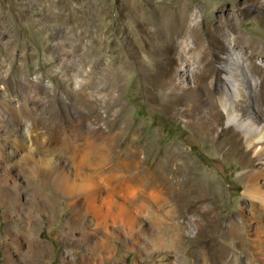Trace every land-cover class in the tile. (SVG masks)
<instances>
[{"label":"rangeland","instance_id":"374dc122","mask_svg":"<svg viewBox=\"0 0 264 264\" xmlns=\"http://www.w3.org/2000/svg\"><path fill=\"white\" fill-rule=\"evenodd\" d=\"M261 6L256 0H0V112H11L20 123L19 131L0 120V151L12 137L21 144L43 139L39 148L60 152L64 139L83 144L90 126L106 138L115 135L117 146L129 143L126 153L141 155L142 175L174 176L181 183L173 196L176 211L171 214L167 203L157 213L164 236L171 223L183 228L177 260L167 264H202L203 254L189 239L195 235L194 212L206 201L219 223L202 225L213 231L210 248L249 264L252 247L244 244L250 240L263 252L255 264H264V160L256 159L252 168L247 144H236L243 131L228 122L221 89L231 56L228 42L236 37V49L257 82L249 111L264 119L258 69L264 55L256 66L249 60L253 50L264 54V7L255 10ZM186 37L204 61L177 68L180 87L174 92L157 77L165 60L158 52L166 40L175 47ZM205 73L211 74L206 82ZM96 144L109 140L98 138ZM7 165L0 164V179L9 177V187L17 183L29 192L17 170L6 174ZM50 189L28 205L32 219L21 211L8 214L0 204V264H8V254L14 264H84L85 250L57 238L73 209ZM92 221L88 215L80 225ZM142 223L153 229L146 219ZM232 227L235 237L225 236ZM117 235L111 247L118 254L107 264L150 259ZM156 238L157 233L147 240ZM35 243L45 251L33 250Z\"/></svg>","mask_w":264,"mask_h":264},{"label":"bare ground","instance_id":"6f19581e","mask_svg":"<svg viewBox=\"0 0 264 264\" xmlns=\"http://www.w3.org/2000/svg\"><path fill=\"white\" fill-rule=\"evenodd\" d=\"M256 1L262 4L261 7L255 8L260 11L259 8L264 7V0ZM237 42L236 37H232L228 42L231 56L229 64L223 67L226 85L221 89L226 95L225 110L228 122L243 131V135L239 137L236 144L243 141L247 144L251 153L250 166L255 168L256 159L264 160V119L254 116L249 111L250 92L257 82L255 76L247 72L242 56L236 49ZM100 43L101 40L98 39V44ZM165 43V48L158 52L165 60L159 67L157 77L160 80L163 79L162 81L169 85V89L177 92L180 87L175 80V76L180 74L177 68L186 64L192 66L201 58L197 55L196 48L189 44L187 37L181 38L175 47H171L169 40ZM263 55L258 50L249 52L250 64L256 66V58ZM201 61L204 59L202 58ZM261 67L258 66L259 75H263L260 79L262 81L264 72ZM203 77L206 82L211 74L205 73ZM196 105H200V101ZM0 120L2 123L9 121L15 130L20 131V123L15 121V116L11 112H0ZM88 131L81 145L70 139L62 140L60 152H53L49 147L39 148L41 144L44 145L43 139L21 144L10 136L12 141L7 140L8 142L0 151V164H8L6 174L17 170L23 175L29 192L17 183L9 187L6 184L9 177L0 179L1 206L8 208V214L21 211L23 216L27 215L32 219V212L28 205L34 199L36 201L37 197L41 196L44 199L43 192L54 188L68 200L69 207L73 209L70 223L57 238L62 243L73 244L75 248L85 250L86 254L82 256L84 264H107L113 260L118 254V248L117 246L112 248L111 244L112 239L117 238V234L126 236L129 243L136 249L150 254V259L144 264L175 262L177 251L184 243L182 225L167 224L164 236L162 231L160 232L164 224L161 225L157 213L167 203L173 206L171 214L176 211L177 206L173 196L176 195V191L177 193L180 191L181 183H175L174 176L170 178L163 175L154 179L142 175L141 160L143 159L138 152L133 155L126 153L129 143L120 147L117 146L115 135H109L106 138L103 134L97 133L93 126H90ZM98 138L109 140V144L97 145ZM255 176L253 172L251 181ZM31 181L38 182V186H33ZM24 196H26L25 203L21 201ZM208 206L206 201L195 210V220L193 225H190L195 229V235L189 241L195 244L196 251L200 250L203 254L202 264H245V259L240 255H233L229 260L226 252H219L216 247L210 248L213 231L208 227L204 229L202 225L204 222L206 225H219V223L210 215L211 210ZM88 215L93 217V221L87 225H80ZM143 219L151 224L152 230L142 223ZM25 231L27 234L28 230ZM155 233L157 238L148 241V236ZM26 234L18 235L17 240L20 241L21 237L26 238L28 236ZM224 235L235 237V228L226 229ZM13 246L9 245L8 248ZM244 246L252 247L250 255H246L249 258H247L249 264H255L254 260L259 262L263 252L256 247L253 248L254 243L250 240H247ZM32 248L39 253L45 251V248L37 243ZM164 251L168 253L167 260L164 259ZM11 257V254H8V264H14Z\"/></svg>","mask_w":264,"mask_h":264}]
</instances>
